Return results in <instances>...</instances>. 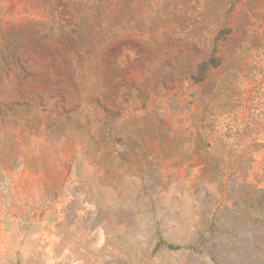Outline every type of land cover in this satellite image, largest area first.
<instances>
[{
	"label": "rangeland",
	"instance_id": "rangeland-1",
	"mask_svg": "<svg viewBox=\"0 0 264 264\" xmlns=\"http://www.w3.org/2000/svg\"><path fill=\"white\" fill-rule=\"evenodd\" d=\"M0 264H264V0H0Z\"/></svg>",
	"mask_w": 264,
	"mask_h": 264
},
{
	"label": "trees",
	"instance_id": "trees-1",
	"mask_svg": "<svg viewBox=\"0 0 264 264\" xmlns=\"http://www.w3.org/2000/svg\"><path fill=\"white\" fill-rule=\"evenodd\" d=\"M161 244H159V246H160Z\"/></svg>",
	"mask_w": 264,
	"mask_h": 264
}]
</instances>
